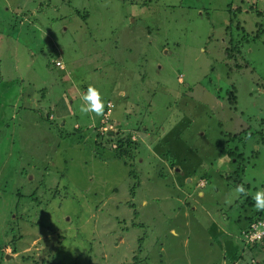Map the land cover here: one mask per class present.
I'll use <instances>...</instances> for the list:
<instances>
[{
  "label": "rangeland",
  "instance_id": "374dc122",
  "mask_svg": "<svg viewBox=\"0 0 264 264\" xmlns=\"http://www.w3.org/2000/svg\"><path fill=\"white\" fill-rule=\"evenodd\" d=\"M257 193L264 0H0V264H264Z\"/></svg>",
  "mask_w": 264,
  "mask_h": 264
},
{
  "label": "trees",
  "instance_id": "16d2710c",
  "mask_svg": "<svg viewBox=\"0 0 264 264\" xmlns=\"http://www.w3.org/2000/svg\"><path fill=\"white\" fill-rule=\"evenodd\" d=\"M260 12V11H259ZM231 51H234V52H238V50H237V48L235 47V48H232L231 49ZM229 56H232L231 55V53H227ZM226 54V55H227ZM228 55L226 56V57H228ZM98 58V56L97 55H95V57H94V60L95 59H97ZM90 59L92 60V58L90 57ZM60 67H61V65H59ZM232 92H234V94H235V90L233 89V91ZM235 96V97H234ZM232 98H229V101L230 102H233V103H235L236 101H237V98H236V95H234ZM227 133V132H226ZM229 134L227 133V136H228ZM119 142V147L120 146H124V141H122V140H119L118 141ZM226 142H227V140H226ZM129 144H130V142H129ZM226 148V146L223 148V149H225ZM228 154H229V156H234L235 155V152L234 151H230V152H228ZM119 156H120V158H123V159H125V157H127L128 156V153H126V154H124V152H120L119 153ZM126 161V160H125ZM247 203L248 204H250L251 206L252 205H254V207H255V211L254 212H252L251 214H248L245 218H244V221H245V227L243 228V230H242V233L244 234V236L247 238V235H250V234H252V232H255V230L257 229L256 227H254V225H258V226H261L260 225V223H262V222H264V210H258L257 209V207H256V203L255 202H251L250 201V199L248 198L247 199ZM133 208L135 207V205L134 204H132L131 205ZM136 211V210H135ZM242 217L243 216H241V217H239L238 218V220H242ZM262 241H264V240H262ZM262 241H256V242H251V241H248L247 240V243H249V244H258V243H261L262 244ZM262 247L264 248V242H263V244H262ZM141 250H142V245H139V249H138V252L140 253L141 252ZM16 251H18L17 249H16ZM134 258V260L136 261L135 263H137L138 261H139V257L138 256H134L133 257ZM51 264H54V263H51Z\"/></svg>",
  "mask_w": 264,
  "mask_h": 264
},
{
  "label": "clouds",
  "instance_id": "9594fccd",
  "mask_svg": "<svg viewBox=\"0 0 264 264\" xmlns=\"http://www.w3.org/2000/svg\"><path fill=\"white\" fill-rule=\"evenodd\" d=\"M81 98L85 102L80 108L82 113L87 114L89 112H93L97 116L104 115V103L99 90L95 86L89 85L87 92L84 93ZM107 130L108 129H105V131ZM236 191L238 193H244L245 190L243 185L237 186ZM262 197H264V193H257V195L254 197V199L257 201L256 207L258 210H264V198Z\"/></svg>",
  "mask_w": 264,
  "mask_h": 264
},
{
  "label": "built area",
  "instance_id": "2783aa9c",
  "mask_svg": "<svg viewBox=\"0 0 264 264\" xmlns=\"http://www.w3.org/2000/svg\"><path fill=\"white\" fill-rule=\"evenodd\" d=\"M107 129V127H105ZM261 226L254 225L257 229L252 234L247 235V240L251 242L264 240V222L260 223Z\"/></svg>",
  "mask_w": 264,
  "mask_h": 264
},
{
  "label": "water",
  "instance_id": "95a60500",
  "mask_svg": "<svg viewBox=\"0 0 264 264\" xmlns=\"http://www.w3.org/2000/svg\"><path fill=\"white\" fill-rule=\"evenodd\" d=\"M109 133L112 135L114 132L113 131H110Z\"/></svg>",
  "mask_w": 264,
  "mask_h": 264
},
{
  "label": "crops",
  "instance_id": "0c3cea01",
  "mask_svg": "<svg viewBox=\"0 0 264 264\" xmlns=\"http://www.w3.org/2000/svg\"><path fill=\"white\" fill-rule=\"evenodd\" d=\"M201 184H203V183H201Z\"/></svg>",
  "mask_w": 264,
  "mask_h": 264
}]
</instances>
